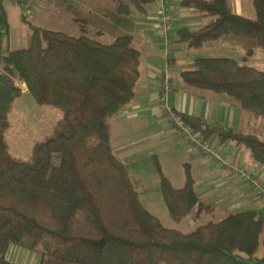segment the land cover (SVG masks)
Instances as JSON below:
<instances>
[{"label": "trees", "instance_id": "obj_1", "mask_svg": "<svg viewBox=\"0 0 264 264\" xmlns=\"http://www.w3.org/2000/svg\"><path fill=\"white\" fill-rule=\"evenodd\" d=\"M111 2L130 16L147 15L158 4ZM252 3L256 14L249 18L236 13L230 0H181L206 22L178 34L189 48L238 36L264 50V0ZM22 18L29 26L25 42L3 53L10 22L0 0V264H19L8 258L12 246L38 254L39 264H264V218L255 210L230 212L184 231L165 225L142 204L112 143L113 121L133 100L141 76L142 53L133 36L105 42L37 25L24 13ZM246 59L198 57L180 76L188 92L227 96L264 120V70ZM25 92L59 117L28 156L18 158L8 135L14 105ZM181 117L204 138L243 144L253 162L264 166L258 134ZM185 173L180 187L161 174L164 201L177 217L206 204L189 165Z\"/></svg>", "mask_w": 264, "mask_h": 264}, {"label": "crops", "instance_id": "obj_2", "mask_svg": "<svg viewBox=\"0 0 264 264\" xmlns=\"http://www.w3.org/2000/svg\"><path fill=\"white\" fill-rule=\"evenodd\" d=\"M1 1L8 15H10V7L21 15L27 10L33 19L30 21L44 27L46 26L42 21L46 12H51L56 3H63V0H37L35 5L24 7L21 0ZM72 2L76 8L69 12V15L76 19L75 23L81 21L86 26H92L98 33L107 35L109 33L113 38L132 35L134 43H138L136 47L142 53L141 76L136 94L131 103L114 119L112 138L114 152L126 166L133 185L140 194L142 204L165 225L179 228V220L193 213L185 217H177L169 212L162 195L161 174L169 178L176 187H180L186 179V165H189L195 178L196 192L206 202L202 210L195 209V217H201L211 206L210 213L204 218L206 222L241 210H255L264 218V199L256 195L250 185L239 178L234 167L227 169L219 167L213 159L191 147L181 131L165 120L157 100L161 81L167 76L173 88L169 104L181 115L196 116L210 126L243 130L246 126L252 125V117L221 95L202 98L188 92L180 73L198 57L243 59L247 55L246 63L258 68L264 62V50L258 49L252 39L238 36L209 41L198 48L187 47L180 38L178 30L198 29L205 24L206 19L199 13L184 9L181 0H169L173 27L167 38L158 35V27L161 23L158 4L147 15H131L133 18L130 20L133 21V25L128 23L123 28L125 19L123 16L130 15L117 12L111 0H72ZM230 2L236 13L249 18L255 17L252 0H230ZM249 48L254 49L250 55L247 54ZM257 56L258 58L255 59ZM259 69L264 70V68ZM23 85V89L27 90L26 85ZM214 143L234 166H243L257 172L264 186V166L253 162L249 149L233 141L220 143L215 140ZM153 158L155 162L157 160V164L152 162ZM150 192L155 193L152 195ZM197 223L199 222L193 221L192 225ZM8 258L19 264H39L40 261L38 254L18 246L10 248Z\"/></svg>", "mask_w": 264, "mask_h": 264}, {"label": "rangeland", "instance_id": "obj_3", "mask_svg": "<svg viewBox=\"0 0 264 264\" xmlns=\"http://www.w3.org/2000/svg\"><path fill=\"white\" fill-rule=\"evenodd\" d=\"M75 8L76 6L74 5V2H72V0H68V2L67 0H63V3L62 2L56 3L53 6L51 12L49 13L46 12L45 19L42 22L48 28L59 31H65L75 36L87 35L93 38L100 39L105 42H110L113 39H115L111 37V34L109 33L108 35L106 33H98L96 29H94L92 26H86L81 21H79V23H75L74 20L76 19H74V17L72 18V16L69 15V12L74 11ZM9 12L10 15L8 16L11 21L10 22L11 25H10L9 34L5 38V44L2 49L3 53L6 52L8 48H14L22 45L25 42L27 33L29 31L28 22L22 18L21 13L19 14V12L14 10V8L12 9V7H10ZM24 14L27 16L28 20H33L32 16L28 14L27 10H24ZM123 17H125L126 19L125 20L124 18H122L124 19L123 20L124 24L122 26L123 28L124 25L126 26L128 23L133 25V21L130 20L131 18H133L132 16H123ZM129 27L131 28V26ZM135 44L136 46L138 45L137 42H135ZM225 49H227V47H225ZM216 52H221V51H216ZM257 58L258 56L255 59ZM261 64L262 65H259L258 68H264V62ZM21 87L23 88L24 85L21 84ZM222 97H225L226 99L231 101V99L227 96H222ZM234 109L235 111L238 112V110L235 107ZM246 113L249 117H252L253 123L251 126H246V128H244L243 130L249 133H256L261 138L264 139V120L257 118L255 115L251 114L250 112H246ZM58 117L59 114L57 111L39 105L30 93L25 92L22 98H20V100H18L15 103L14 110L11 115L12 128L8 136L13 154L18 158H26L30 153V151L32 150L34 142L43 136L45 128L49 124L53 123ZM241 145L242 147H245V149H247L246 146H244L243 144ZM53 162L55 164L60 162L59 154L54 155ZM152 162L157 164V160L155 162L154 158ZM150 193L153 195L155 192H150ZM162 195H163V191H162ZM211 209H212L211 206L207 208L205 210V213L199 218L195 217L196 210H194L192 212L193 215L188 216L187 218H183L182 220H179L180 221L178 225L180 226L179 228L186 230H188L187 228L193 229L197 227L198 224L202 222H206L204 221V218H206V216L210 213ZM193 221H197L199 223H197L196 225H192Z\"/></svg>", "mask_w": 264, "mask_h": 264}, {"label": "built area", "instance_id": "obj_4", "mask_svg": "<svg viewBox=\"0 0 264 264\" xmlns=\"http://www.w3.org/2000/svg\"><path fill=\"white\" fill-rule=\"evenodd\" d=\"M24 7H31L37 3V0H21ZM161 23L158 27V35L161 38H167L172 30V13L169 8V0H158ZM167 76L161 81L160 91L158 94V106L165 120L176 127L188 141L191 147L199 150L202 154L213 159L220 167L227 169L234 167L239 178L247 182L252 191L264 199V186L261 182L260 175L243 166H234L225 153L219 148L214 141L204 138L200 132L196 131L191 125L185 123L181 114L169 104V97L172 93Z\"/></svg>", "mask_w": 264, "mask_h": 264}]
</instances>
